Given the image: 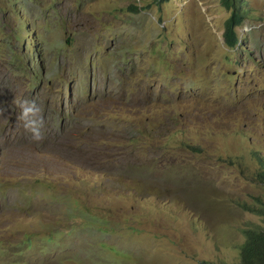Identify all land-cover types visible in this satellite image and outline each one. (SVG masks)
Wrapping results in <instances>:
<instances>
[{"label":"rangeland","instance_id":"374dc122","mask_svg":"<svg viewBox=\"0 0 264 264\" xmlns=\"http://www.w3.org/2000/svg\"><path fill=\"white\" fill-rule=\"evenodd\" d=\"M245 2L230 47L221 0H0V264L238 262L263 220L237 201L264 200V0Z\"/></svg>","mask_w":264,"mask_h":264},{"label":"trees","instance_id":"16d2710c","mask_svg":"<svg viewBox=\"0 0 264 264\" xmlns=\"http://www.w3.org/2000/svg\"><path fill=\"white\" fill-rule=\"evenodd\" d=\"M221 3L229 11L224 19L222 28L223 41L227 46L234 47L240 41L237 29L246 19L253 17L251 8L247 6L245 0H221ZM134 11L137 5L130 6ZM255 158L259 164V170H255L256 177L264 183V159L259 153L254 151ZM237 203L243 209L249 210L261 216L263 223H251L242 228L244 240L240 245L238 262H215L202 260L203 264H264V200L254 199L252 202L238 200Z\"/></svg>","mask_w":264,"mask_h":264},{"label":"clouds","instance_id":"9594fccd","mask_svg":"<svg viewBox=\"0 0 264 264\" xmlns=\"http://www.w3.org/2000/svg\"><path fill=\"white\" fill-rule=\"evenodd\" d=\"M15 103L20 109L17 119L22 127L30 134L32 140L41 141L44 138L41 131L44 127L41 108L34 100H17Z\"/></svg>","mask_w":264,"mask_h":264}]
</instances>
